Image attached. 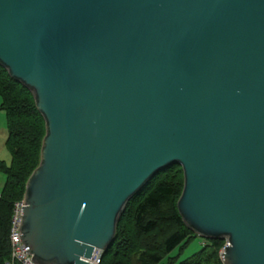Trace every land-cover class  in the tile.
Instances as JSON below:
<instances>
[{
    "label": "water",
    "instance_id": "95a60500",
    "mask_svg": "<svg viewBox=\"0 0 264 264\" xmlns=\"http://www.w3.org/2000/svg\"><path fill=\"white\" fill-rule=\"evenodd\" d=\"M0 65L46 122L21 227L38 264H89L173 164L186 226L264 264V0H0Z\"/></svg>",
    "mask_w": 264,
    "mask_h": 264
},
{
    "label": "trees",
    "instance_id": "16d2710c",
    "mask_svg": "<svg viewBox=\"0 0 264 264\" xmlns=\"http://www.w3.org/2000/svg\"><path fill=\"white\" fill-rule=\"evenodd\" d=\"M0 109L7 114L6 145L12 155L8 165L0 160L6 180L0 191V264L12 259L10 233L15 203L26 194L27 182L39 166L46 135V122L31 91L14 80L0 65ZM184 188V173L173 164L157 173L128 203L114 241L101 264H173L176 256L198 237L184 223L178 201ZM224 239H207L203 248L179 264H222L219 251Z\"/></svg>",
    "mask_w": 264,
    "mask_h": 264
},
{
    "label": "built area",
    "instance_id": "2783aa9c",
    "mask_svg": "<svg viewBox=\"0 0 264 264\" xmlns=\"http://www.w3.org/2000/svg\"><path fill=\"white\" fill-rule=\"evenodd\" d=\"M25 206H26L25 197L21 201L15 203V208L12 218L11 233H10V240L12 244V259L11 261L7 262V264H38L34 260L33 255L30 253V248L25 244L22 238L23 233L21 227L23 224ZM228 246H229V241L228 239H226L225 244L221 249V257L223 264H224V252ZM104 253L105 252L103 250H97L94 253L93 257L87 259V261L89 262V264H101Z\"/></svg>",
    "mask_w": 264,
    "mask_h": 264
},
{
    "label": "rangeland",
    "instance_id": "374dc122",
    "mask_svg": "<svg viewBox=\"0 0 264 264\" xmlns=\"http://www.w3.org/2000/svg\"><path fill=\"white\" fill-rule=\"evenodd\" d=\"M1 102H2V97L0 96V104ZM7 123H8L7 114L4 110L0 109V160L5 161L9 165L12 161V155L6 145V140L8 138ZM5 180H6L5 174L0 171V190L3 187L2 185L5 183ZM204 241H207V239L198 236L192 240L190 245L184 251L180 252L179 249L174 250L170 254V256L172 257L176 256V258L173 260L174 261L173 264H179L181 261L191 257L192 255L200 251L203 248ZM219 260L223 264L221 257V250L219 251ZM164 264H168L167 258L165 259Z\"/></svg>",
    "mask_w": 264,
    "mask_h": 264
},
{
    "label": "crops",
    "instance_id": "0c3cea01",
    "mask_svg": "<svg viewBox=\"0 0 264 264\" xmlns=\"http://www.w3.org/2000/svg\"><path fill=\"white\" fill-rule=\"evenodd\" d=\"M2 186H4V184H3ZM2 188H3V187H2ZM1 190H2V189H1ZM1 190H0V191H1Z\"/></svg>",
    "mask_w": 264,
    "mask_h": 264
}]
</instances>
